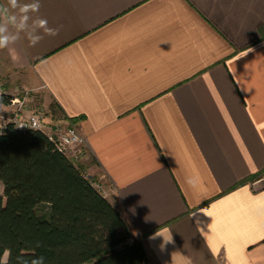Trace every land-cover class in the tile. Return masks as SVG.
Wrapping results in <instances>:
<instances>
[{"label":"crops","instance_id":"crops-1","mask_svg":"<svg viewBox=\"0 0 264 264\" xmlns=\"http://www.w3.org/2000/svg\"><path fill=\"white\" fill-rule=\"evenodd\" d=\"M36 15L59 34L0 49V76L75 120L85 174L151 264H264V0H41Z\"/></svg>","mask_w":264,"mask_h":264},{"label":"trees","instance_id":"trees-1","mask_svg":"<svg viewBox=\"0 0 264 264\" xmlns=\"http://www.w3.org/2000/svg\"><path fill=\"white\" fill-rule=\"evenodd\" d=\"M259 32L264 38V24ZM52 107L69 119L56 101ZM0 181V264L38 257L43 264H151L143 241L84 166L41 130L10 124L0 135Z\"/></svg>","mask_w":264,"mask_h":264},{"label":"built area","instance_id":"built-area-1","mask_svg":"<svg viewBox=\"0 0 264 264\" xmlns=\"http://www.w3.org/2000/svg\"><path fill=\"white\" fill-rule=\"evenodd\" d=\"M22 103L20 98L13 97L0 87V135L7 131L10 124L20 131L41 130L60 152L75 164H80L87 156V143L77 124L69 119H60L48 125L44 122L42 113H24L22 105L12 113L5 111L10 105Z\"/></svg>","mask_w":264,"mask_h":264},{"label":"clouds","instance_id":"clouds-1","mask_svg":"<svg viewBox=\"0 0 264 264\" xmlns=\"http://www.w3.org/2000/svg\"><path fill=\"white\" fill-rule=\"evenodd\" d=\"M40 8L41 0H6V3H0V49L22 40L35 47L45 36L59 34V28L49 27L45 18L36 15ZM43 259L35 258L31 264H43Z\"/></svg>","mask_w":264,"mask_h":264},{"label":"rangeland","instance_id":"rangeland-1","mask_svg":"<svg viewBox=\"0 0 264 264\" xmlns=\"http://www.w3.org/2000/svg\"><path fill=\"white\" fill-rule=\"evenodd\" d=\"M4 76V75H3ZM10 77L0 76V87L13 97L20 98L22 104L10 105L5 108L7 113H12L21 105L24 113L40 112L43 114L44 122L48 125L54 123V121L65 119L60 114H55L53 111V104L55 100L47 94L44 87L33 88L27 86L22 80H12ZM75 123V122H74ZM80 163L79 165H81ZM0 195H4V186L0 181ZM7 259V254L4 256V260Z\"/></svg>","mask_w":264,"mask_h":264}]
</instances>
